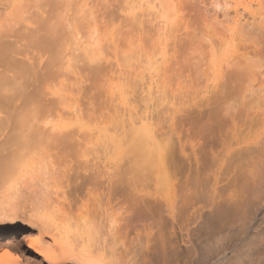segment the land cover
<instances>
[{"label": "bare ground", "instance_id": "1", "mask_svg": "<svg viewBox=\"0 0 264 264\" xmlns=\"http://www.w3.org/2000/svg\"><path fill=\"white\" fill-rule=\"evenodd\" d=\"M161 6L164 12L168 11V7L165 4ZM8 9L12 11L11 8ZM53 18L54 16L50 14H43V18L40 19L41 23H38L39 25L34 23V27H28L27 25L26 28L28 27V29L25 30L23 28V34L20 33L21 36L17 35L19 38L15 41L12 42L10 40L7 44L6 42L5 44L3 43L5 45L3 46L4 48L1 47L3 41L0 42V63H2L0 64V94H2V99H0V200L9 201V205H11L10 201L16 199L26 206V209L23 207V212L20 211L21 213L15 211L11 206L10 209L8 208L0 212V246H9L12 243L9 242L10 240L18 241L19 235L23 232L25 235H29L27 232L33 229L31 226L34 225L38 229V235L33 239H28L27 245L35 253V256L42 257L44 262L48 264H115L113 263V257L118 254H116L118 249L114 253L116 255L112 253L114 255L112 257L111 254L110 258L113 260L109 262L107 256L105 260L102 256L103 253H100L101 247L99 246L100 250L95 248L98 243L95 246L94 240H98L96 236L99 235V233L94 234L96 231L94 228H96L97 223L95 219H97L96 216L99 209L102 210L101 207L103 208L105 204L111 205L112 208L113 206H119L121 203L126 204L128 202V207L127 204H124L127 207L125 209L127 212V214L125 213L126 216L123 215L124 211H122L123 214H119V216L123 215L124 221L117 218L118 220L120 219L121 223L125 222L124 225L122 223L124 228H122L119 222L121 228L118 229L121 236L118 234L119 231H114H117L116 234L119 235L120 239H123L119 243H124L127 250L129 248L127 244L137 241L138 245L140 244V251L143 252V259H150L151 251L158 247L160 254L159 252L157 254L161 256L160 258L163 257L162 259L166 262L170 261L171 257L170 259L168 258L171 255L168 252L166 242L168 241L169 244V239L166 240L165 237L164 240L163 235L165 236V234L164 231L162 232L165 228L164 219L167 220L164 215L169 213L167 217L169 216L173 222L179 224L181 231L185 232L187 243L190 245L187 250H191L189 254L191 255V260L188 258L190 262L187 264H223L226 259L228 260L229 252L233 254L232 258H229L230 262L228 260L229 264H249L245 260L247 256H243L246 257L244 260H239L236 257L238 249L244 240L242 238L244 237L243 234L246 231L242 234V237L236 238L234 241L228 237V232H231L230 230H234V227H236L238 232L235 231L237 233H234V235L238 233L240 235L242 231L244 232L247 222L250 221L248 219L251 216L249 218L246 217L248 215L246 214L245 207L249 206L248 203H252L251 200L249 201V197L252 195L249 192L250 186L251 190L254 191L252 186L256 187V181L259 180L257 178L250 180L249 176L253 175L254 177V168H256L255 172L263 168L261 170L262 196L264 194V135L261 140H259L260 138L257 139L258 141L252 140V142L250 140L251 143L243 140L242 142L246 144L238 143L236 146L227 144L229 145L228 151L226 150L228 146L223 150L228 152H226V156L229 159L225 160L230 161L224 160L222 165L214 163L215 166L212 163L211 165L214 167L208 164L210 171L211 168L214 170L217 167L214 172L212 171L215 175L214 179H216V182H214L215 187L211 183L214 188L212 190L215 193V196L211 194L212 202H209L211 199L209 193L211 187H209L210 189L208 188L210 183L208 185L205 179L206 184L200 183L201 187L199 190L197 189L200 184L196 187L197 192L194 195L182 199L180 204L177 205V209L175 206V210L172 212H168L169 210H167L166 214L164 212L165 209L164 211L161 209L162 203L158 199L153 198L152 193L148 189L149 185L147 182L149 180L146 179L148 178L153 181L155 178L154 174L156 173L147 172L148 174L145 173V179L144 175L142 180L141 178L138 180L139 178L137 179L136 177L139 167L137 165L138 160H134L138 154L137 148L138 150H148L149 152L147 151V153L150 154L153 151V154L156 153V156L160 154L159 157H161L163 155L160 152V150L162 151V147L160 148V145L158 148L150 146L154 140L157 144L159 143L157 137L155 136L154 138L153 133H148V143L144 142L142 138L137 139L135 143L133 139L136 136L131 138L130 142L132 140V146L137 147L135 149L137 154L132 151L134 149L132 148L130 151L134 153V158L132 155H129L127 163L124 161L125 164L120 165L119 162L121 160L118 162L116 161L117 158H115L120 153V150H122L121 146H123L119 144V142H123L119 139L117 140L118 135L103 132L101 129H84V125L82 124L85 118L83 109L76 110L72 106H68L67 108L65 106L64 108L58 106V103L59 105L63 104L66 98L63 92L60 94L59 91H54V86L59 82V76L63 73L61 67L64 64H70L72 59L77 58V55L73 51L61 49L59 40L54 36V31L57 30L55 28L56 23L53 24L51 22ZM197 18L202 25L211 28L209 33L206 34V38L212 39V41L206 44L211 51V59L215 63L219 62L216 65H221L217 67L219 79L214 95L211 97L212 106L207 109L208 112L215 115L220 120L219 122L226 127L228 126L227 123L235 124L238 119L242 120V125L246 126V128L251 129L261 124L264 126V0H213L211 9L206 8L204 5L199 6ZM170 20H167V23H170ZM144 21L142 18L137 21L135 19L134 24L142 25L145 24ZM171 22L173 23L174 21ZM193 33L195 31L190 32V34ZM30 47L32 48L31 51ZM34 52L36 53L34 54ZM83 52L85 55H88L90 60H97L92 55V50L85 48ZM128 53L125 52L124 54V62L130 56V53ZM18 56L25 57V59ZM130 58L133 59L132 57ZM131 59H128L127 63ZM131 62L129 63L130 65ZM99 67L102 68L101 65ZM99 67L95 66L92 68L91 72L95 78L102 76L103 70ZM113 78L117 79L115 76L111 77L110 80L112 82L114 81ZM123 90L119 86L120 95L124 97L125 90ZM56 102L57 105H54ZM56 118L60 120L59 123H55ZM65 118L78 121L80 126L73 128V126L63 121ZM134 124L133 122L132 125L135 126L136 124ZM156 143L154 142V145ZM132 152L130 153L132 154ZM139 154H141L140 151ZM135 162L137 163L136 165ZM225 162L227 163L225 164ZM257 164L259 166L262 165V167L257 168ZM136 166L138 167L135 168ZM59 169L61 170L60 172H63L66 180L64 182L61 181V190L56 192V196L58 197L54 199L50 193L52 184L51 174H54L57 170L59 171ZM120 174H125L126 177L124 179L121 177L120 180H117L116 178ZM151 174H153L154 178ZM258 176L261 177L259 174ZM238 181H241L242 184L238 185ZM204 185H207L206 187L209 190ZM235 185L241 186L243 189L240 192H236L238 190L234 189ZM258 185L260 184L258 183ZM232 186L235 187L233 188ZM239 187L238 189L240 190ZM255 189L257 191L258 187ZM253 191L252 193H254ZM60 197H63L67 201V203L65 201L67 206H63L65 203H61V200L59 201ZM205 198L209 199L210 209L216 207V211H220L219 220L222 214H224L221 212L224 205H232L235 210L231 206V208H226H229L226 211L227 214L225 213L223 215L224 218L222 217L221 219V221L225 219V223L222 221L219 224L220 222H217L218 219L215 218L216 225L214 220L206 218L211 222L210 224L206 219L204 220V213H201L204 203H202V207L200 204ZM250 199L253 200L254 198ZM262 205H264V201ZM120 209L123 210L122 208ZM214 209L212 210L215 213ZM226 209L224 207V210ZM232 209L234 211L242 210V215L239 214L236 217L234 214L238 211L234 213ZM212 210L211 213L214 214ZM228 212L233 213L230 215ZM100 213L99 211V216H101ZM214 215L211 216L215 217ZM225 215L232 217H226V219ZM157 220L159 222L163 220V223H157L158 229L161 228L157 236L161 240L160 248L158 243L157 247H155L156 245H152L154 240L153 228L156 223L154 221ZM206 221L207 224H210V227L209 225L205 226ZM197 223H202L205 227L203 228V225L199 224L200 226H197L196 229ZM212 223L215 224L214 227H211ZM159 224H162V226L160 227ZM112 227L114 228L113 225ZM117 227L119 226H116L115 229ZM198 228L201 231H197L199 230ZM122 229L125 231V235L123 236ZM202 229H205L204 232ZM195 232L197 233L196 235ZM198 232L201 233V236H199ZM118 235H113L114 240L117 238L115 236ZM195 236L199 240L202 238V241L205 243L200 240V244L202 243L206 247L202 249L201 247L197 248L194 243ZM227 238L229 239L227 240ZM125 240L127 241L125 242ZM115 241L117 242V239ZM263 241L260 242L263 244ZM256 244L258 242L255 243V246ZM253 245V243L252 246L249 245L251 246L250 248ZM21 247L25 248L26 246L21 244ZM126 249L124 248V250ZM240 250L242 249L240 248ZM247 251H244V253ZM23 252L19 254L8 249L3 254H0V264H36L35 262H28V256ZM241 252L239 251V253ZM262 252L261 255L260 252L258 253L260 257L264 256ZM149 255L150 258L148 257ZM247 255L248 259H250L251 253ZM141 257H143L142 254ZM254 257H256V254ZM259 260L264 259L261 258ZM115 261L117 263V258Z\"/></svg>", "mask_w": 264, "mask_h": 264}, {"label": "rangeland", "instance_id": "2", "mask_svg": "<svg viewBox=\"0 0 264 264\" xmlns=\"http://www.w3.org/2000/svg\"><path fill=\"white\" fill-rule=\"evenodd\" d=\"M212 1L213 0H0V14H3L0 15L3 17V19L0 17V42L3 41L1 47L5 46L3 45L5 42L7 44L10 40L13 42L18 39L19 36L17 37V35L22 33L23 28L27 30L29 26L34 27V24L39 25L38 23H41L40 19L43 18V14L54 16L51 22L53 24L56 23L55 28L57 31H54V36L59 40L61 49L73 51L75 55H77V58L72 59L70 64L67 63L61 67L63 73L59 76V82L54 86V91L56 92L57 90L60 94L63 92L66 98L64 97V103L60 105L58 103V106L63 108L64 106L65 108L72 106L73 108L75 107L76 110L83 109L85 118L82 124L84 125V129H101L103 132L115 134L116 136L118 135L117 140L119 139L124 143L119 142L120 145H123L121 146L123 151L120 150V153L118 152L119 154L115 157L117 158L116 161L119 162L121 160L119 162L120 165L123 163L125 164V162L127 163L128 157H130L129 155H132L134 158V153L139 154L140 151V156L137 154V158L135 157L134 159L135 161L138 160V164L135 162V165L137 164L139 166L135 167H138V171L137 169V172L135 171L136 177L137 179L139 178L138 180H140V178L142 180L145 173H156L154 174L155 178L153 174H151L154 178L153 181L148 178L146 179L150 181L147 182L149 185L148 189L152 193L153 198L158 199L159 202L163 204V206L161 204V209H163V211L165 209V213L167 210H169L168 212L175 210V206L177 209V205L180 204L181 200L194 195L197 192L196 187H198L200 183L204 184L205 181H207L208 185L210 183L208 188L211 187V190L206 187L207 185H204V187L209 190L210 198L212 195L215 196L212 190V188L215 187L214 182H216L213 172L217 167L214 170L211 168L210 171L208 164L211 165L213 163L214 165V163H217V165H222L225 159H229L227 158L228 156H226L229 145L236 146L238 143L244 144L245 142H242L243 140H247V143H251L250 140L256 141L259 138V140H261L264 135V126L262 124L250 129L243 126L242 120L238 119L235 124L227 123L228 126L226 127L219 122L220 120L216 118L215 115L207 110L212 106L211 97L214 95L216 84H218L219 79L217 67L221 65H216L219 64V62L215 63L211 59V51L206 44L212 41V39L206 38V34L209 33L211 28L202 25L197 15L199 6L204 5L206 8L208 7L211 9ZM162 4L168 7L167 12H164L161 6ZM8 8H11L12 11H9L10 9ZM141 18L145 20V24H134L135 19L137 21ZM169 19H171L170 23H167ZM171 21L174 22L172 23ZM27 25L28 27L26 28ZM167 31L168 33H166ZM193 31H195V33L190 34V32L192 33ZM85 48L92 50V55L96 57V61L90 60L88 55H85L83 52ZM29 49L30 51L32 50L31 47ZM125 52L130 53V56L126 58V62H124ZM35 53L36 52H34V54ZM22 58L25 59V57ZM128 59L132 60V62L131 60L129 61L131 65L127 63ZM220 64H222V62H220ZM99 65H101L102 68L99 67ZM95 66L103 70L101 73L102 76L99 78L96 77L97 79L91 72L92 68ZM113 76L117 77V79L113 78L114 81L112 82L110 78ZM119 86L125 90L124 97L120 95ZM5 93L7 94V92ZM1 95L2 94H0V99H2ZM54 105H57V102ZM2 109L4 108L2 107ZM63 121L73 126V128L80 126L76 120L65 118ZM59 122L60 120L56 118L55 123ZM133 122L136 124H134L135 126L132 125ZM148 133H153L154 138L155 136L157 137L159 143L157 144L154 140L156 144L154 145L153 142L150 146L152 148H155V146L158 148L159 145L160 148L162 147V151L159 149L161 154H163L161 156L162 160L161 157H159V153V156H156L157 154H153V151L150 154L147 153L148 150H138L137 147L132 146V140L130 142V139L135 136L137 137L134 138L135 140L133 139L135 143L137 142L136 140L140 138L148 143ZM227 146L228 148H226ZM132 148L134 149L132 150ZM136 148L137 153L135 150ZM225 148L227 151L223 150ZM130 150L134 151V153ZM222 150L223 152L225 151V153L221 152ZM130 152H132V154ZM226 163L227 162H225V164ZM213 165L211 166L214 167L215 165ZM258 166L257 164V168L262 167V165ZM255 169L256 168L253 169L254 177L253 175L249 177L250 180L254 178L259 179L256 181L257 186H252L254 191L251 190V186L249 188L250 191L248 189L252 194L251 197H249V201L251 200L252 203L254 201V203H251L252 205L248 203L252 208L249 206L247 208L245 207L247 211L246 214L248 215L246 217L249 218L251 216L250 218L252 220L250 218L248 219L250 221L247 222L245 230L243 228L244 232L240 231V235L239 233L234 235V233L238 232V229L234 227V230L231 229V232H228V237L234 241L236 238L244 235V237H242L244 240L243 242L241 241L242 243L240 246L242 250H240V248L238 249L240 252L242 251V254L238 251L236 255L239 260H244L246 257L243 256H247L245 260L249 264H251V262L252 264L253 262L254 264H263L264 260H259L261 258L264 259V256L260 257L261 252L263 251L262 255L264 253V205H262L264 194L262 196L261 171L263 168L258 169L256 172ZM60 171L59 169V171L57 170L54 174H51L52 184L50 193L52 194L51 197H54V199L58 197L56 196V192L61 190V181L64 182L66 180L63 172ZM257 173L261 175V177L258 176ZM207 176H210V179ZM121 177L124 179L126 176L125 174H120L116 179L120 180ZM145 178L146 175L144 176V179ZM238 182V185L242 184L241 181ZM211 183H213V187ZM258 183L260 185H258ZM201 184L197 190L200 189ZM59 185L60 187L57 188ZM238 185H235L237 188L232 186L235 190H238L236 192H240L241 189H243V187H239ZM257 187L258 189L256 191L255 188ZM252 191L254 193H252ZM206 198L205 200L203 199L200 204L201 207L204 205L203 210L201 208V213H204L203 217L205 216L204 220L206 218H211L213 221L216 218L218 219L217 222H220L219 224H221L222 221L225 223V219L222 221L221 219L222 217L224 218L223 215L232 205H230L231 207L227 204V206L224 205L225 209L227 207L229 208L224 210L223 207L225 212L223 210L221 211L224 214H222L219 220L221 215V213H219L220 211H216V207H213L215 208V213H217L216 217L212 210L213 208L210 209L211 207L209 205V202H212V198L209 202V199L207 200ZM250 198L254 199L252 200ZM214 199L217 200L218 198ZM59 201L65 203L66 200L60 197ZM10 203L11 205H9V201L0 200V212L8 208L10 209V206L18 212H23L24 209H26L25 204L23 205L19 200L13 199ZM66 203L63 206H67ZM202 203L204 204L202 205ZM124 204L125 203H121L119 206L117 205L118 207L112 205L114 209L113 207L111 208V205L105 204L103 208L101 207L102 210L99 209L101 216H99V211L97 213L96 218L98 221L97 219L95 220L98 224L95 222L96 228L94 229H96V231H94L96 233L93 232L94 234L99 233V235L96 236L98 240L95 239V243L94 241L93 243L94 245L98 243L96 244L97 246L95 245V248L99 249V246L101 247V250H99L100 253H103L102 256L104 259L106 256L109 262L114 259L113 263L115 264H187L190 262L191 255L189 254L191 250H187L190 245L187 243L185 232L181 231L177 222L175 223L169 216L167 217L169 213L164 215V217L167 218V220L163 218L165 220L164 229H167L164 230L162 227V232L164 231L165 234V236L163 235L164 240L165 237L166 240L169 239L170 245L168 241L166 242L168 245V252H170L171 255L168 258L170 259L171 257L170 261L168 260L166 262L162 259L163 257L160 258V249L158 250L157 247V243L159 244V248L161 246V240L157 237L158 231L161 228L158 229L157 223H163V220H161L162 222H159V220L154 221V223H156L153 228L154 240L152 245H156L155 247H157V249L153 250L152 248L153 251H151L150 254L153 259L150 258V255L148 256L150 259H143V252L140 251V244L138 245L136 240V242L132 241V245L129 243L130 241L128 242V250L124 243H119V241L123 239L119 237L121 234L118 228H121L120 223L124 221L123 215L126 216L127 214L125 209L128 207V202L126 203L127 207L125 206L126 204ZM115 207L117 208L115 209ZM208 207L209 209L206 210ZM211 210L214 214L211 213ZM234 210L232 209L234 213L238 211ZM122 211H124V214ZM117 212L119 213L117 214ZM164 212L163 214H165ZM242 212L241 210L240 213L234 215L237 217L239 214L242 215ZM121 213L123 215L119 216ZM210 213L215 217H212ZM113 215H115L114 218ZM226 217L230 218L229 215H225V218ZM117 218H120L121 221ZM114 220L118 221L115 222ZM206 220L208 221V219ZM207 221L205 222V226L209 225L210 227L211 222L208 221L210 224H207ZM122 223L124 225L125 222ZM122 223L121 226L124 228ZM199 224H196V229L197 226H200ZM215 224L217 225L216 222ZM215 224L212 223L211 227H214ZM116 226L119 227L115 229ZM161 226L162 224L160 227ZM205 226L203 225V228ZM31 227H33V229L27 232L29 235H25L24 232L19 235V242L10 240L9 242H12L11 244L13 245H1L0 254H3L8 249L19 254H22L24 251L23 253L28 256V262L48 264L44 262L42 257L35 256V253H33L27 245L28 239H33L38 235L37 227L34 225ZM256 228L257 230H255ZM114 230L119 231V235L116 234L117 231ZM204 230L205 229H202L203 232ZM122 231L123 236L125 235V231L123 229ZM197 231L201 230L199 229ZM196 234L195 232V235ZM199 234V236H201V233ZM113 235H118L115 236V238L117 237V242L115 241L116 239L114 240ZM228 239L229 238H227V240ZM200 240L202 241V238H200ZM200 240L195 236L194 243L197 248L201 247L202 249L206 247V245L200 244ZM126 241L127 240H125V242ZM260 241H263V244ZM202 242L205 243L204 241ZM257 242L258 244L255 246ZM252 243L254 244L253 247L255 246L254 249L253 247L250 248ZM21 244L26 247L22 248ZM124 248L126 250H124ZM245 249L248 250L246 253H244V251H246ZM115 252L116 254L118 253V256L114 254ZM157 252H159V254H157ZM259 252L260 255L258 254ZM248 253L249 255L251 253V260L248 259ZM111 254L112 257L114 256L113 259L110 258ZM141 254L143 257H141ZM255 254L256 257H254ZM232 256V252H229L227 257L228 260L232 258ZM116 258L117 263L115 261ZM188 258L190 259L188 260ZM144 260L145 262H148V260L150 261L145 263ZM228 260L226 259L224 263L229 264L230 260L229 262Z\"/></svg>", "mask_w": 264, "mask_h": 264}]
</instances>
